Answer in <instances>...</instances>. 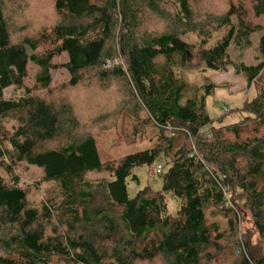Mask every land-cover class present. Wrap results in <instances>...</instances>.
I'll list each match as a JSON object with an SVG mask.
<instances>
[{
    "label": "trees",
    "instance_id": "16d2710c",
    "mask_svg": "<svg viewBox=\"0 0 264 264\" xmlns=\"http://www.w3.org/2000/svg\"><path fill=\"white\" fill-rule=\"evenodd\" d=\"M17 1L0 0V264H264V88L217 118L206 105L205 74L227 71L233 45L261 32L264 56L248 0H212L202 17L199 0H48L51 20L34 27L9 17ZM189 56L207 79L193 96ZM59 69L69 79L55 86ZM235 71L260 83L264 61ZM124 115L150 145L114 159L99 139L120 147ZM155 163L161 188L130 197L127 179ZM25 166L43 171L34 187ZM40 182L53 185L37 198Z\"/></svg>",
    "mask_w": 264,
    "mask_h": 264
},
{
    "label": "rangeland",
    "instance_id": "374dc122",
    "mask_svg": "<svg viewBox=\"0 0 264 264\" xmlns=\"http://www.w3.org/2000/svg\"><path fill=\"white\" fill-rule=\"evenodd\" d=\"M200 5V14L199 16H203L204 12H210L211 10L216 11L218 8V3H213L212 0H199ZM247 7L250 9L252 13L253 23L257 25L264 26V15L257 16L253 10L254 2L252 0H248L246 3ZM8 15L11 17V13L14 16L17 24L23 27H34L33 24H39L42 21H50L52 18L50 10V6L48 0H18L14 6L8 5ZM261 32L254 33L251 36V39L254 43L252 47H246L244 49H240L236 46H232L230 49L231 52V61L232 65H230L225 72H217L213 70L207 71L205 75L208 76L213 85V95L209 96L206 101L207 109L213 118H217L223 114L225 105L228 110H233L239 106H241L244 100L248 97H252L253 93L257 89V85H260L264 88V79L260 81V83L254 80V83L248 84L245 77L241 74H237L235 71V64L239 62H244L248 65L257 64L261 61H264V56L260 55L256 49V45L259 42V37ZM29 52H31L29 50ZM190 61L185 69L186 77L188 82L190 83L189 94L191 96L195 94H200L202 85L207 80L204 77L203 71H201L200 67H197L198 60L194 57L189 56ZM61 61V59H58ZM122 60L120 58H116L114 62H109L108 66L113 64H121ZM107 66V67H108ZM36 73V68L31 66L30 75L27 79V85L32 86L34 83V76ZM53 84L59 85L66 82L69 79V75L64 69H59L53 72ZM206 76V77H207ZM6 97H11L14 95L13 87L6 89L5 91ZM227 110V111H228ZM225 111V112H227ZM239 114L237 112H230L228 114L223 124L230 123L232 121L238 120ZM219 121H215L214 125H219ZM154 131L153 129H151ZM118 135L122 136V144L120 147L115 148L113 146L115 133L108 132L107 135L103 138L99 139V145L101 149H103L106 153H109L112 158L119 159L121 156L134 152L138 149L146 148L150 144L148 140L141 139L139 136L138 139H135L133 136V125L130 121V118L124 115L120 118L118 124ZM162 166L164 162L160 163ZM156 163L152 166H141L135 169V173L139 177V182L132 180L131 178L127 179V188L130 197H133L137 194V192L142 189L144 186L151 184L156 188H161L162 180L159 177L156 171ZM26 167V166H25ZM22 168L21 174L22 178L26 184L31 187L36 185V181H42L43 171L37 167H26ZM112 179V177L107 173L92 171L85 174V180L87 181H100L101 179ZM53 183L51 182H40L39 192L35 191V197L39 198L44 193H47ZM34 196V195H33ZM167 202H168V210L170 214H175L178 205L179 199L174 198L171 194H166ZM245 226L249 227V222L244 223Z\"/></svg>",
    "mask_w": 264,
    "mask_h": 264
},
{
    "label": "built area",
    "instance_id": "2783aa9c",
    "mask_svg": "<svg viewBox=\"0 0 264 264\" xmlns=\"http://www.w3.org/2000/svg\"><path fill=\"white\" fill-rule=\"evenodd\" d=\"M224 110L225 111H227L228 110V108H227V106L225 105V107H224ZM162 170V167H161V165H157V171L158 172H160Z\"/></svg>",
    "mask_w": 264,
    "mask_h": 264
}]
</instances>
